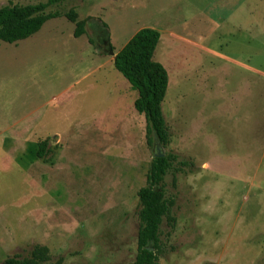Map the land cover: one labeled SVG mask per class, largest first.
<instances>
[{"label": "rangeland", "instance_id": "374dc122", "mask_svg": "<svg viewBox=\"0 0 264 264\" xmlns=\"http://www.w3.org/2000/svg\"><path fill=\"white\" fill-rule=\"evenodd\" d=\"M56 11L30 38L0 42V264L36 246L48 264H135L138 192L158 153L176 157L159 264H264V0H68ZM144 28L160 32L154 60L169 76L159 152L113 63Z\"/></svg>", "mask_w": 264, "mask_h": 264}, {"label": "trees", "instance_id": "16d2710c", "mask_svg": "<svg viewBox=\"0 0 264 264\" xmlns=\"http://www.w3.org/2000/svg\"><path fill=\"white\" fill-rule=\"evenodd\" d=\"M66 1L47 0L37 4L10 3L0 6V42L14 44L37 34L49 20L62 16L58 11L49 12V8L60 6ZM66 16L76 21L75 12L70 11ZM83 26L84 23L77 24L76 37L83 34ZM160 40L159 31L144 28L118 52L113 63L138 94L134 108L145 116L148 135L165 147L169 143V131L162 105L169 86V76L165 67L154 60ZM47 150L48 141L41 142L37 157L45 159ZM175 161L176 157L171 155L154 158L147 176V186L138 192L141 210L135 264H159L162 253L161 226L164 219H170L174 204L166 197L164 182L165 177L174 169ZM50 261L48 248L36 246L27 258H12L6 264H48ZM53 264H63V260L59 259Z\"/></svg>", "mask_w": 264, "mask_h": 264}, {"label": "water", "instance_id": "95a60500", "mask_svg": "<svg viewBox=\"0 0 264 264\" xmlns=\"http://www.w3.org/2000/svg\"><path fill=\"white\" fill-rule=\"evenodd\" d=\"M111 53H112V55L114 54L113 52H111ZM156 144H157V151L159 152L160 151L159 150V145L161 146V144H159L157 141H156ZM163 157H165L164 154L158 153L157 155H155L154 158H163ZM150 250H152V249H150Z\"/></svg>", "mask_w": 264, "mask_h": 264}]
</instances>
